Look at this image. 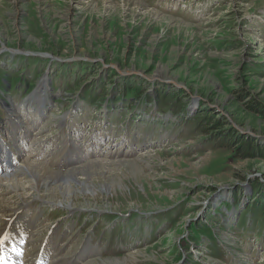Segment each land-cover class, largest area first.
<instances>
[{
	"label": "rangeland",
	"instance_id": "obj_1",
	"mask_svg": "<svg viewBox=\"0 0 264 264\" xmlns=\"http://www.w3.org/2000/svg\"><path fill=\"white\" fill-rule=\"evenodd\" d=\"M0 43V117L45 105L30 143L0 128L39 175L3 179L0 221L28 210L63 264H264V158L232 155L236 136L264 143V0H0ZM73 173L100 194L74 199ZM46 181L71 206L30 192Z\"/></svg>",
	"mask_w": 264,
	"mask_h": 264
},
{
	"label": "bare ground",
	"instance_id": "obj_2",
	"mask_svg": "<svg viewBox=\"0 0 264 264\" xmlns=\"http://www.w3.org/2000/svg\"><path fill=\"white\" fill-rule=\"evenodd\" d=\"M163 18L162 17H160L159 18V20H157V23L158 24H162L163 23ZM177 23H179V22H177ZM180 27H182L181 25H180V23H179V28ZM15 52V51H14ZM41 81V80H40ZM42 84V83H41ZM43 85V84H42ZM41 93H42V95H45V90L43 89V90H41ZM44 102H42V100L40 99L39 101H38V105H37V109L35 110V111H33L34 113H36V116H38L39 115V113H42L43 112V110L45 109V105L43 104ZM193 107V106H192ZM10 109V108H9ZM8 112V115L9 116H11L12 118H14V119H17V120H19V121H17L16 120V122L19 124V122L23 119L22 118V115L20 114V112L22 113V111H19L17 108H11L10 110H8L7 111ZM26 114V113H25ZM28 115H32V114H28ZM8 122H11V118H9L8 119ZM22 123H23V125H20L21 126V130H23L24 132H25V135L26 136H29L30 135V131H29V128H30V126L29 127H27V125L29 124L27 121H22ZM18 124H17V126H18ZM1 125V124H0ZM2 127V125L0 126V128ZM11 129V128H10ZM12 130V129H11ZM5 131V129H4V127H3V132ZM23 140V139H22ZM16 142V139H15V137H14V135L12 134V133H9L8 135L6 134V137L3 135V134H1V132H0V147L2 148V149H5L6 151H8V153H10V155H16V156H18V162H16L15 163V167H18L19 169L18 170H22L21 172H22V176H23V174L25 175L26 174V172H28V175L30 176V177H34V176H39V175H36V173H35V170H34V164H33V162L32 161H27V162H24L23 160H21L23 157H20L21 156V154L24 152L23 151V146L25 145V142L26 141H22V143H23V145H22V147H21V145H19V144H17V142ZM28 149H26V151H27ZM28 153V152H27ZM20 163V164H19ZM49 163V162H48ZM170 165H172V162L170 163ZM96 168H102V163L101 164H98V166L96 167ZM15 169V168H14ZM81 171H83V175L84 176H86L87 178H89L90 176H91V174H92V172H91V170H89V169H82ZM135 171H138V172H140L138 169H135ZM98 172H100L101 174H103V170H98ZM115 172H119V169H110V173H115ZM130 172H133V168L132 167H130L129 168V170H128V172L127 173H130ZM13 173V172H12ZM79 173V172H78ZM78 173H73L70 177H69V180H70V183H71V187H72V192H73V195H74V199H77L80 195H86L88 192V189L87 188H89V195L90 196H93V195H96V196H98L100 193L99 192H96V190H95V188H91V187H89V186H86L85 184H83V183H81V184H78V179H79V177L77 176V174ZM13 174H15V173H13ZM5 175H7V176H5L4 178L3 177H1L0 176V185H2L1 183H2V181H3V179H5L6 181L7 180H11L12 178H13V176H9L8 174H5ZM11 175V174H10ZM17 175V174H16ZM15 175V176H16ZM81 175V174H80ZM8 177H9V179H8ZM12 180H16V178L14 177ZM19 181L20 180H18V178H17V180L16 181H13V182H16V183H19ZM55 181H56V179H55ZM54 181V182H55ZM8 182V181H7ZM9 182H11V181H9ZM53 182V183H54ZM9 184V183H8ZM12 184V183H11ZM49 183L46 181V182H40L39 183V186H37L36 187V184H31L28 188L31 190L30 192H32V193H34L33 195L35 196V197H37L38 199H40V198H47V196H44V195H42V194H38V192L39 191H41V190H44L45 192H47L48 194H53V195H55V194H57V193H59L58 194V198H60V200L58 201V203H60V204H62V203H65L66 204V206H71V204H70V202H68V201H63L64 199H65V196H67L69 193H70V191H68L67 190V188H65L64 186H60V187H57V188H53V187H50L49 188V185H48ZM5 186V185H4ZM12 186V185H11ZM12 188V187H11ZM21 187L20 186H18V185H16L15 187H13V189H12V192H16V190H18V189H20ZM5 189V188H4ZM24 190V189H23ZM19 191V190H18ZM20 191H22V190H20ZM19 191V192H20ZM24 192V191H23ZM45 192L43 193V194H45ZM76 192V193H75ZM14 194V193H13ZM16 194H17V192H16ZM19 194H21L20 195V197L22 196L23 197V193L21 192V193H19ZM6 195V194H5ZM10 195V194H9ZM8 195V196H9ZM31 195V194H30ZM47 195V194H46ZM96 196L94 197L95 199H96ZM5 197H7V196H5ZM27 197H29V196H27ZM26 197V198H27ZM3 198V197H2ZM24 198V197H23ZM5 199V198H4ZM7 199V198H6ZM8 199H9V197H8ZM7 199V200H8ZM29 199H30V197H29ZM34 199V198H33ZM61 199H63V200H61ZM2 200L3 199H1V194H0V202H2ZM6 200V201H7ZM9 200H11V198L9 199ZM18 200V199H17ZM22 200V199H21ZM14 201H16V200H14ZM38 201V200H37ZM5 202V201H4ZM8 202V201H7ZM16 202H18V201H16ZM21 203H23V202H21ZM20 203V204H21ZM11 204V203H10ZM10 204H8V205H10ZM13 207H14V204H13ZM3 208V207H2ZM2 208H1V204H0V213L2 214V212L3 211H6V210H2ZM4 209V208H3ZM6 209V208H5ZM7 211L9 212V211H12L13 210V208H9V207H7ZM20 210L19 209H16L15 208V210L13 211V214H9L8 212L6 213V212H4L3 213V215H6L5 217H7V219H5L6 221H3V219L5 218V217H2V220L0 221V223L2 222L3 223V225H2V227L0 228V236H3L4 235V233L5 232H7L8 231V229H9V227H11V226H9V223L11 222V220L13 219L12 218V216H15V214L16 213H20L19 212ZM0 214V215H1ZM10 215H12V216H10ZM16 225V224H15ZM8 241L6 240L5 241V243H4V245H3V249L4 250H6V247H8L7 245L9 244V243H7ZM10 249V248H9ZM48 250V249H47ZM153 256V258H155L156 256L155 255H152ZM156 259H157V257H156ZM101 264H107V263H101Z\"/></svg>",
	"mask_w": 264,
	"mask_h": 264
},
{
	"label": "trees",
	"instance_id": "obj_3",
	"mask_svg": "<svg viewBox=\"0 0 264 264\" xmlns=\"http://www.w3.org/2000/svg\"><path fill=\"white\" fill-rule=\"evenodd\" d=\"M244 95L245 94L237 93V96H239L241 102L244 100ZM236 103L237 102H234V105H236ZM245 104H246L248 111H251L253 113L254 112H257V113L262 112V110H260L258 108V107H262L261 105L260 106L253 105L254 102H252V101H246ZM209 123H210V125L209 124H207V125L208 126H214V128H217L216 125L218 126L221 124V122L219 123L215 119L211 120V118H209ZM214 128H212V129H214ZM230 133L234 134L233 129L231 130ZM233 145L236 146V149L234 150L232 155L237 156L238 158H253V157L264 158V143H257L253 139L244 140L242 137L236 136L235 142L233 143Z\"/></svg>",
	"mask_w": 264,
	"mask_h": 264
},
{
	"label": "snow or ice",
	"instance_id": "obj_4",
	"mask_svg": "<svg viewBox=\"0 0 264 264\" xmlns=\"http://www.w3.org/2000/svg\"><path fill=\"white\" fill-rule=\"evenodd\" d=\"M7 239H9L7 235L0 236V250H2V247Z\"/></svg>",
	"mask_w": 264,
	"mask_h": 264
}]
</instances>
